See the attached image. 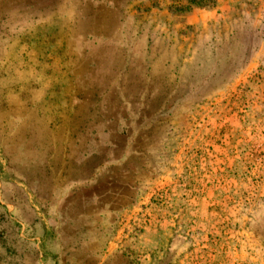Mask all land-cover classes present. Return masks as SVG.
I'll return each mask as SVG.
<instances>
[{
	"label": "crops",
	"instance_id": "0c3cea01",
	"mask_svg": "<svg viewBox=\"0 0 264 264\" xmlns=\"http://www.w3.org/2000/svg\"><path fill=\"white\" fill-rule=\"evenodd\" d=\"M128 2L0 0V18L7 17L0 32L28 34L26 50L15 35L0 37V155L29 176L34 202H27L29 220L20 222L29 224L35 264L170 262L166 251L158 258V252L116 242L129 236L118 231L121 215L177 152L174 126L165 115L149 114L164 109L133 99L158 95L164 78L150 82V73H134L140 56L124 32ZM118 95L125 102L118 104ZM174 109L173 103L168 110ZM62 151L78 164L73 173L62 169L54 186L47 165ZM250 232L264 241V207Z\"/></svg>",
	"mask_w": 264,
	"mask_h": 264
},
{
	"label": "rangeland",
	"instance_id": "374dc122",
	"mask_svg": "<svg viewBox=\"0 0 264 264\" xmlns=\"http://www.w3.org/2000/svg\"><path fill=\"white\" fill-rule=\"evenodd\" d=\"M126 5L124 32L140 56L134 73H150V82L164 78L158 95L133 99L164 109L149 114L165 115L174 126L177 152L121 215L120 236L130 237H118L117 244H136L158 258L166 251L168 264H264V241L250 232L264 207V0ZM6 20L0 18V27ZM14 35L26 50L27 32H0L1 40ZM60 49L56 44L53 55ZM125 98L118 95V104ZM8 161L0 155V264H35L29 224L20 222L31 214L27 202H34L29 176ZM77 162L64 151L53 154L47 166L54 186L62 182L59 172H75Z\"/></svg>",
	"mask_w": 264,
	"mask_h": 264
}]
</instances>
